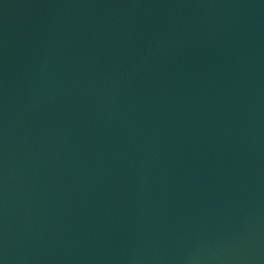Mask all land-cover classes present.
Masks as SVG:
<instances>
[{"label": "water", "instance_id": "obj_1", "mask_svg": "<svg viewBox=\"0 0 264 264\" xmlns=\"http://www.w3.org/2000/svg\"><path fill=\"white\" fill-rule=\"evenodd\" d=\"M0 264H264V0H0Z\"/></svg>", "mask_w": 264, "mask_h": 264}]
</instances>
